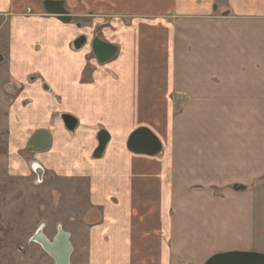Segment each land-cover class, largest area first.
<instances>
[{
    "label": "crops",
    "instance_id": "crops-1",
    "mask_svg": "<svg viewBox=\"0 0 264 264\" xmlns=\"http://www.w3.org/2000/svg\"><path fill=\"white\" fill-rule=\"evenodd\" d=\"M41 1L0 0L1 66L17 94L10 140L31 153L20 155L21 170L36 163L41 178L58 177L66 195L86 202L78 264H203L252 251L254 182L230 188L224 172L235 169L230 158L258 151L264 0H214V9L212 0H64L79 27L45 14ZM81 33L114 45V55L99 62L89 43L73 48ZM235 108L245 112L228 124ZM185 109L216 111L203 123L219 133H195L194 119L181 124ZM61 113L76 118L73 132ZM138 127L157 136L158 154L127 148ZM38 129L50 141L34 152L28 140ZM100 130L109 138L95 157ZM72 183L85 195L69 194Z\"/></svg>",
    "mask_w": 264,
    "mask_h": 264
},
{
    "label": "rangeland",
    "instance_id": "rangeland-1",
    "mask_svg": "<svg viewBox=\"0 0 264 264\" xmlns=\"http://www.w3.org/2000/svg\"><path fill=\"white\" fill-rule=\"evenodd\" d=\"M214 2L217 3L218 1ZM2 21L3 18L0 17V22ZM3 30L5 28L0 30L2 34L4 33ZM7 51L8 46L0 41V55L7 53ZM12 56L14 53L11 51V53L9 52V59ZM0 67L2 69L0 72V264H52V259L41 247L30 240L40 224L44 225L42 231L49 239L56 233L58 224L70 233V242L73 247L70 260L72 264H78L82 255L76 246L78 244L77 237L80 236V228H87V224L81 226V222H83L82 216L86 213L88 206L83 200L74 198L75 194H71L70 191H75L74 188H77L85 195L86 189L81 183H72L67 189L71 195H66L65 184L58 177H52L50 180L47 176L38 178L32 169H26V172L21 170L23 159H20V155L24 151L22 155L31 157V153H28L26 148L17 151L11 146L9 121L13 115L11 107L16 102L17 94L8 90L7 86L10 84L7 80V74L4 72V67ZM9 99L11 100L10 103H8ZM232 101L236 102L235 99ZM212 104L213 102L209 106ZM230 112L234 116L229 119L230 121L226 120L228 124L235 120L236 115L239 121L240 113L245 111L235 108ZM213 113L216 111L205 109L196 110L192 113V111L185 109L179 114V119L181 124H186L192 119L197 120L198 122L195 123L193 129L197 134L200 130L215 134L219 133L221 129H218L219 125L210 126L207 123L210 126L208 128L203 123L205 119L212 118ZM257 113L255 122L258 123L257 128L260 137L258 151L256 145L253 155L244 152L238 158H230L231 166L235 169H232L228 164L224 174L230 188L233 183L245 185L248 180H253L255 186L253 214L254 225L257 230L253 237L254 249L252 251L264 253V109H259ZM226 129L227 134L232 132L229 125ZM168 130L165 126L162 132L168 134L170 133ZM247 144L244 143V146ZM243 155H247V157H243ZM30 159L27 161L24 157V161L28 162V168L32 166ZM227 161L229 162V158ZM247 161L249 167L246 168L245 163ZM251 163H253L252 166ZM213 166L211 168L212 174L218 169ZM251 171L252 173H250ZM155 176L158 180L161 179L159 174ZM238 184L233 185V188L239 186Z\"/></svg>",
    "mask_w": 264,
    "mask_h": 264
},
{
    "label": "water",
    "instance_id": "water-1",
    "mask_svg": "<svg viewBox=\"0 0 264 264\" xmlns=\"http://www.w3.org/2000/svg\"><path fill=\"white\" fill-rule=\"evenodd\" d=\"M45 9L56 14L58 19L69 21L70 16L63 7L61 0H44ZM84 41V36H80L74 41V46L79 47ZM92 51L99 62L105 61L112 57L116 51V47L108 42L95 38L92 42ZM2 57L0 56V61ZM65 128L73 132L76 126V118L68 113L60 115ZM108 133L100 130L97 134L98 145L94 151V156L99 157L104 150L108 141ZM50 136L47 131L38 129L34 131L28 140V149L38 152L48 148ZM127 148L132 152L145 153L147 155H155L161 151V143L156 135H154L146 127H138L134 129L128 136L126 142ZM35 166V167H34ZM36 163L32 169L36 172L38 178L42 174V170ZM235 189L242 186L234 187ZM43 224H40L30 237V240L37 243L41 249L52 259V264H72L70 256L72 253V244L70 242V233L62 229L58 224L56 233L49 239L42 231ZM203 264H264V253L256 251H226L215 253L208 257Z\"/></svg>",
    "mask_w": 264,
    "mask_h": 264
},
{
    "label": "flooded vegetation",
    "instance_id": "flooded-vegetation-1",
    "mask_svg": "<svg viewBox=\"0 0 264 264\" xmlns=\"http://www.w3.org/2000/svg\"><path fill=\"white\" fill-rule=\"evenodd\" d=\"M43 1H44V0L41 1V6H42V9H43V11L45 12V14L53 15L58 21L65 22V21H62V20L58 19V17H57L56 14H53V13L48 12V11L45 9L44 5H43ZM61 1L63 2V7H64V9L68 12V15L70 16V20H69V21H66V22L74 21V23L76 24V26L79 27V26L81 25L80 20L75 19V18L71 15V13L68 11V9H66L65 4H64V0H61ZM212 8H213V9L216 8V3H212ZM0 17H1V16H0ZM1 18H2V17H1ZM2 22H4V20H3ZM2 22H0V26H1V23H2ZM80 36H84V41L82 42V44H81L79 47H75V46H74V41H75L77 38H79ZM95 38L100 39L97 35H94V36L88 41V37H87V35L84 34V33H81V34H79L77 37L74 38V40H73V42H72V46H73V48L79 49V48L85 46L87 43H89V47H90L91 55H92L93 57H96V56L94 55L93 51H92V42H93V40H94ZM100 40H102V39H100ZM102 41H104V40H102ZM105 42H107V41H105ZM5 44H6V43H5ZM6 45H7V44H6ZM2 55H3V56H2ZM2 55H0V56L2 57V60L0 61V66L2 65V63H3V61H4V54H2ZM96 59H97V57H96ZM97 60H98V59H97ZM0 72H2V71H1V67H0ZM30 78H33V77L31 76V77H29V79H30ZM8 83H9V82H8ZM9 84H10V83H9ZM7 88H8V90H9L10 92H12V93L14 92L13 89H12V84L8 85ZM10 102H11V100L9 99V100H8V103H10ZM61 114H62V113H61ZM61 114H60V115H61ZM60 115H59V117H60ZM60 119H61V118H60ZM29 150H30V149H29Z\"/></svg>",
    "mask_w": 264,
    "mask_h": 264
},
{
    "label": "bare ground",
    "instance_id": "bare-ground-1",
    "mask_svg": "<svg viewBox=\"0 0 264 264\" xmlns=\"http://www.w3.org/2000/svg\"><path fill=\"white\" fill-rule=\"evenodd\" d=\"M42 112V111H41ZM35 167V166H34Z\"/></svg>",
    "mask_w": 264,
    "mask_h": 264
}]
</instances>
